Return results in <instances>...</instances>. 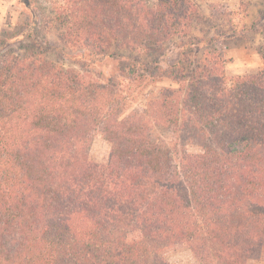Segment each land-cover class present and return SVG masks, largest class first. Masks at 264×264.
Here are the masks:
<instances>
[{
	"label": "trees",
	"instance_id": "trees-1",
	"mask_svg": "<svg viewBox=\"0 0 264 264\" xmlns=\"http://www.w3.org/2000/svg\"><path fill=\"white\" fill-rule=\"evenodd\" d=\"M49 4L0 32V264L264 262V24L228 76L195 0Z\"/></svg>",
	"mask_w": 264,
	"mask_h": 264
},
{
	"label": "rangeland",
	"instance_id": "rangeland-1",
	"mask_svg": "<svg viewBox=\"0 0 264 264\" xmlns=\"http://www.w3.org/2000/svg\"><path fill=\"white\" fill-rule=\"evenodd\" d=\"M52 0H30L28 7L23 0H0V32L3 30L16 29L17 22L22 18H27L32 10L43 20L50 16L49 2ZM153 2L154 0H150ZM199 9L201 20L195 25L193 34H200L201 31L225 32L226 37L235 34L233 41L224 40L221 42L224 56L226 57L225 71L228 76L255 73L263 65V61L255 48L263 42L262 25L264 16V0H195ZM29 13V14H28ZM39 26L43 30V20ZM56 31L49 33L50 40L56 42ZM225 37V36H224ZM11 52H19L21 49L17 44L11 45ZM178 49L170 45L163 59L165 62H172L177 57ZM162 62V65H165ZM70 64L69 61L66 62ZM107 70V68L105 69ZM169 84L168 80H163L157 85ZM189 150L195 151V146H189ZM109 144L97 137L92 143L89 156L93 161L102 162L107 158ZM172 264H201L186 246H178L167 255ZM249 264H264V262L253 260Z\"/></svg>",
	"mask_w": 264,
	"mask_h": 264
}]
</instances>
